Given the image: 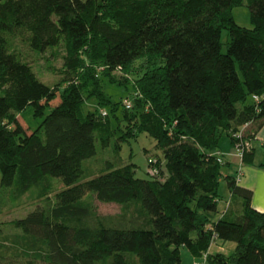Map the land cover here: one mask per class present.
I'll list each match as a JSON object with an SVG mask.
<instances>
[{
	"label": "trees",
	"instance_id": "obj_1",
	"mask_svg": "<svg viewBox=\"0 0 264 264\" xmlns=\"http://www.w3.org/2000/svg\"><path fill=\"white\" fill-rule=\"evenodd\" d=\"M240 6L251 28L236 24ZM11 38L39 55L63 49L62 80L43 83ZM119 69L138 74L135 84ZM106 83L131 87L132 108L114 102ZM0 92V188L14 201L37 187L46 202L9 223L18 233L0 243L12 251H0V264H181L182 248L209 264H264V212L235 176L226 180L241 214L214 220L222 164L213 155L221 138L233 147L235 135L251 141L264 126V0H0ZM91 100L97 108L84 111ZM27 107L43 118L30 134L16 119ZM112 121L120 141L156 142L163 162L151 180L136 178L133 164L88 175L97 143L115 136ZM253 160L251 148L243 163ZM51 178L62 186L52 202ZM93 199L121 214L98 215ZM216 240L234 242L233 253L208 254Z\"/></svg>",
	"mask_w": 264,
	"mask_h": 264
},
{
	"label": "rangeland",
	"instance_id": "obj_2",
	"mask_svg": "<svg viewBox=\"0 0 264 264\" xmlns=\"http://www.w3.org/2000/svg\"><path fill=\"white\" fill-rule=\"evenodd\" d=\"M233 18L241 27L251 28L250 19H249V10L246 6L236 7L232 10ZM228 32L223 31L221 36L222 42V52L226 53L227 43H228ZM10 50L14 53L18 54L21 59L27 61L33 68L34 72L38 75L39 79L49 85L54 86L56 83L62 80L63 74L61 72V68L63 66L62 55L64 54L63 49L60 52H57L56 55H53L51 50H47L45 53L39 55L37 52L33 51L25 42H23L20 38H11L10 40ZM143 61H136L134 64L135 70H139L141 65H143ZM115 76H123L129 75L131 78V82L135 84L132 79H136V73L127 74L124 70H117L114 72ZM106 93L112 96V100L114 102L122 101L125 99L132 100L133 90L130 87L128 92L124 90L122 87L111 86L106 83ZM1 95V92H0ZM95 101V100H94ZM93 100L89 101L84 105V111L87 109L95 110L97 107ZM60 102V98L58 97L54 101L50 103V107L46 110V114L51 111L52 108L57 106ZM107 109V108H106ZM105 109V110H106ZM99 110V108H98ZM103 110V109H101ZM99 110V111H101ZM107 112L108 109L106 110ZM16 119L25 129L27 134H30L34 129L42 121V117H34L32 107H27L20 113H16ZM112 127L115 131V136L111 141V144L108 147L103 148L100 143H97V155L94 158H91L85 162V167L88 172V175H96L99 173L105 166L109 163H113L114 165H127L133 164L135 166V177L144 180H151V171L152 167L150 166V161L154 159H160L163 162L162 152L156 147V142L150 138L146 134H139L136 138H130L127 141H120L119 138L121 136V131L117 130L116 121H112ZM122 129L125 128V123L121 124ZM118 143L120 145L119 150H115V144ZM251 145V141H250ZM252 146V145H251ZM220 149L224 152H233L234 149L227 137H223L220 140L219 144ZM226 154V153H225ZM232 156L227 155L226 158H231ZM238 164L240 161L236 159ZM256 168L264 171V145L255 144L254 147V160L252 164ZM245 163H241V166L246 167L249 166ZM234 166L226 165L221 166V178L218 183V194L219 201L218 207L222 209L226 203H229L233 200V208L236 201L239 202L240 196L236 193H232L228 187L226 176L230 171H233ZM238 168L234 170L237 173ZM1 179V175H0ZM52 180V190L50 192L49 199L51 202L53 201L54 194L56 191L61 189V185H59V180L55 178H51ZM38 188L32 187L29 191H27L21 197L15 199L14 201L10 200L9 195H4V192L0 188V195L3 198L2 207L0 209V223L3 225V233L1 234L0 243L5 244L4 246H11L12 236L18 233L17 230H14L9 223L12 220L24 218L30 212L35 210L39 206H43L46 204L44 200H39L37 198ZM232 196V197H231ZM93 204L95 206L96 213L100 216H108L115 218L121 214V206L115 203H101L96 199H93ZM6 238V239H4ZM226 245V249L224 253L226 255H230L233 253L230 250V245L235 246L234 242L227 241L223 242ZM214 245V244H212ZM211 245V246H212ZM229 246V247H228ZM235 249V247H234ZM215 250V247L214 249ZM1 253L4 255L11 254L7 249H0ZM195 262L200 263L202 259L199 260L193 257L189 251L185 248L181 249V264H194ZM206 264L207 261L205 262ZM36 264H44L42 262H37Z\"/></svg>",
	"mask_w": 264,
	"mask_h": 264
},
{
	"label": "crops",
	"instance_id": "obj_3",
	"mask_svg": "<svg viewBox=\"0 0 264 264\" xmlns=\"http://www.w3.org/2000/svg\"><path fill=\"white\" fill-rule=\"evenodd\" d=\"M258 143L259 145H264V126L255 134V137L251 140V148L254 154V147L255 144ZM219 150L225 154V160H226V165H232L234 166L233 171H230L226 176L233 177L236 175L235 169L236 167H239L238 162L236 161L237 157L234 156V151L233 152H227L223 151L222 149L219 148ZM227 155L232 156L231 158H226ZM237 171V170H236ZM238 187L250 190L252 192V199H251V206L253 209L264 212V171L256 168L254 165H249L243 168L242 166V175L240 178V182L237 184ZM232 197V196H231ZM239 202H235L234 208H233V200L230 201L229 203H226V205L222 208L219 209L217 205V214L214 216V220L217 221L221 217L225 216L228 219H235L241 214V209H242V198L240 197ZM214 244V245H212ZM208 250V254H214V253H221L224 254V251L226 249V245L229 244H223L222 241L216 240L214 243H212ZM215 247V250H213ZM229 247V246H228ZM233 245H230V250L231 252L234 250ZM200 259V258H196ZM195 262L194 264H196Z\"/></svg>",
	"mask_w": 264,
	"mask_h": 264
},
{
	"label": "built area",
	"instance_id": "obj_4",
	"mask_svg": "<svg viewBox=\"0 0 264 264\" xmlns=\"http://www.w3.org/2000/svg\"><path fill=\"white\" fill-rule=\"evenodd\" d=\"M135 97H140L141 95L139 93H135L134 95ZM256 98V97H255ZM133 100V99H132ZM132 100H129L128 98L124 100L123 105L125 106L126 109H131L132 108ZM101 116L104 118L107 116V111L105 109L100 111ZM236 140H238V142L233 146L234 149V156L237 157V159L240 161L239 163V167L237 170V173L234 177V181L236 183V185L240 182V178L242 175V166L241 163L243 162V157L245 152H248L251 149V145H250V141H246V140H242L241 139V134L238 133L237 135L234 136ZM214 156H216V160L224 165L225 164V154H223L220 151H215L213 153ZM150 166L152 167V174H157L158 169L156 168V164H157V160H151L150 162ZM202 262L200 263H196V264H206L205 262L207 261V254H203L201 256Z\"/></svg>",
	"mask_w": 264,
	"mask_h": 264
}]
</instances>
